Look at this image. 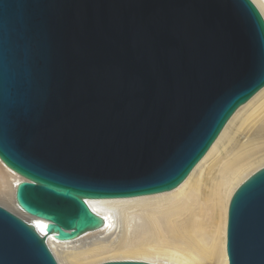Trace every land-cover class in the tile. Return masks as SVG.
I'll return each instance as SVG.
<instances>
[{
	"label": "water",
	"instance_id": "obj_1",
	"mask_svg": "<svg viewBox=\"0 0 264 264\" xmlns=\"http://www.w3.org/2000/svg\"><path fill=\"white\" fill-rule=\"evenodd\" d=\"M264 86L251 0H0V264H59L47 243L105 226L88 199L176 188ZM227 264H264V166L232 192ZM96 264H158L114 259Z\"/></svg>",
	"mask_w": 264,
	"mask_h": 264
},
{
	"label": "bare ground",
	"instance_id": "obj_2",
	"mask_svg": "<svg viewBox=\"0 0 264 264\" xmlns=\"http://www.w3.org/2000/svg\"><path fill=\"white\" fill-rule=\"evenodd\" d=\"M251 2L264 19V0ZM262 166L264 86L235 110L176 188L136 197L88 199L89 207L105 218V226L70 241L49 236L48 246L59 264H96L114 259L227 264L230 196L238 184ZM21 179L0 160V198L44 231L43 221L22 214L14 203V188Z\"/></svg>",
	"mask_w": 264,
	"mask_h": 264
},
{
	"label": "rangeland",
	"instance_id": "obj_3",
	"mask_svg": "<svg viewBox=\"0 0 264 264\" xmlns=\"http://www.w3.org/2000/svg\"><path fill=\"white\" fill-rule=\"evenodd\" d=\"M8 172H6V175H9V173L7 174ZM8 181H10V179L8 180ZM7 203L8 202H5L2 198H0V204H3V205H5V206H7V207H10V205H9V203H8V205H7ZM205 222H207L208 223V221L205 219Z\"/></svg>",
	"mask_w": 264,
	"mask_h": 264
}]
</instances>
